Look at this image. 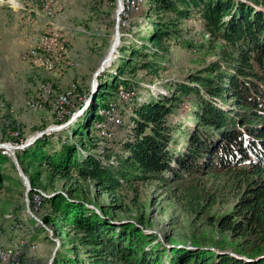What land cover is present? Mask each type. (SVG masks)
<instances>
[{"label":"trees","instance_id":"trees-1","mask_svg":"<svg viewBox=\"0 0 264 264\" xmlns=\"http://www.w3.org/2000/svg\"><path fill=\"white\" fill-rule=\"evenodd\" d=\"M143 15L144 24L139 22ZM192 16L203 21L217 59L185 82L171 83L169 95L136 100L126 121L122 103L128 100L118 93L134 88L127 76L142 69L158 75L171 55L170 41L181 38V26ZM128 20L121 23L119 57L124 64L113 74L112 94L107 97V76H100V89L72 128V141L56 149L45 136L16 152L31 183V209L38 215L49 208L41 219L51 227L53 243L57 245L53 238L60 240L53 264H264V10L238 0H146L126 25ZM185 101L194 106L196 127L180 129L187 151L178 153L174 136L179 129L171 117ZM113 104L122 119L114 117L110 123ZM107 122L111 138L100 133ZM10 140L23 143L20 137ZM43 174L67 183L92 182L95 194L109 202L98 213L88 206L97 204L77 194L79 189L49 195L41 184ZM207 179L223 187H208ZM5 182L26 192L13 159L0 150V192ZM148 183L169 187L170 192L175 186L177 201L192 215H208L220 203L222 189L234 194V206L205 220L218 238L212 233L204 242L194 241L197 250L173 249L167 255L164 245H153L155 236L129 221L120 222L118 215L132 210L129 194ZM39 189L49 197L39 195ZM24 207L26 211L25 200ZM9 216L8 231L17 234L11 227L20 229L23 221ZM27 256L25 252L23 262Z\"/></svg>","mask_w":264,"mask_h":264},{"label":"rangeland","instance_id":"rangeland-1","mask_svg":"<svg viewBox=\"0 0 264 264\" xmlns=\"http://www.w3.org/2000/svg\"><path fill=\"white\" fill-rule=\"evenodd\" d=\"M126 1L123 0V9L127 7ZM238 1L264 10V0ZM145 2L146 0L142 1L138 8L123 15V19L129 18L126 25L131 15L139 12ZM47 3H51L54 7L53 16L46 15ZM117 8L116 0H0V143L15 144L10 140L12 137H20L25 143L40 131L60 125L57 122H63L68 115L64 124L69 121L70 124L43 137L48 136L51 147L56 149H59L67 139L72 141L74 138L71 134L72 128L81 122L85 112L90 109L94 74L105 53L113 48L116 37L114 13ZM142 17L143 20L139 22L144 24L146 16ZM142 29L144 33H148L145 28ZM48 31L50 34H47ZM181 31L180 39L170 41L171 55L158 75H151L147 70L142 69L134 76H127V79L134 83V88L131 92L121 88L118 93L119 97L128 100L127 103H122L126 121L136 100L147 95H153L155 98L169 95L168 87L171 83L185 82L189 75L217 59L218 50L210 49L212 37L205 31L204 23L198 16H192L185 21ZM46 37H55L48 49H44L42 44ZM120 40H118L119 46L117 45L113 54L107 58L109 61L105 63L106 69L100 75L107 76L104 80L109 85L107 97L113 92V74L117 76V68L124 64V60L119 57L122 37ZM127 44L129 45L128 41ZM204 45L208 47H203ZM33 51L36 53L35 56H31ZM12 79L18 81L17 88L20 89V94L18 92L14 96L11 89ZM45 87L51 88V94L44 99L45 103L41 104ZM215 102L219 106L223 105L220 100ZM194 110L193 104L185 101L171 117L172 123L179 129L174 136L176 141L174 147L178 153L187 151L185 136L180 129L189 127L193 130L196 127L192 118ZM101 114L104 116L102 112ZM108 116L110 123L114 117L122 119L115 104L112 105ZM109 126L108 122L102 125L101 136L112 137V133L108 130ZM5 150H7L6 154L10 155L9 150ZM41 184L49 191V195L65 194L68 189H79L77 194H82L85 198L89 196L90 200L97 204V206L95 204L88 206L98 213L99 207L109 202L108 199L99 198L98 194H95L92 182L67 183L65 180H52L47 174H43ZM204 184L216 189L223 187V185L217 186L216 182L208 179ZM4 185V189L0 192V251H7L16 264H34V261L35 264H50L53 253L60 244L59 238H53L57 241V245L54 244L51 240L54 235V233L51 235L53 232L51 227L43 222L48 228L46 229L43 225L31 221L35 219L25 211L26 196L19 185L14 182H5ZM174 187H171L170 192L169 187L159 186L157 183L141 185L138 191L129 194L131 202L129 205H133L132 210L129 213L118 212L122 219L120 222L129 221L143 229L145 234L155 236L153 245L160 243L164 245L167 255L171 254L173 249L197 250L194 241L201 243L206 235L211 236L212 233H216L218 238L219 234L207 226L205 220L210 215L230 212L235 200L231 191L222 189L223 196L220 203L208 215L201 217L200 214L192 215L185 212L186 210L177 201V196L179 199L180 194ZM40 192L44 194L43 196L49 197L41 189L37 190V193ZM35 201L39 207L40 201L36 198ZM47 213L49 208L44 207L39 210L37 217L41 219ZM11 214L23 221L20 229L11 227V230L17 234L8 231L7 217L9 218ZM20 224L18 222V225ZM31 232L33 237L30 236ZM27 239L30 242L26 241ZM33 245L35 249L34 247L31 249ZM212 250L218 252L217 249ZM25 252H28L29 257H25L23 262Z\"/></svg>","mask_w":264,"mask_h":264},{"label":"water","instance_id":"water-1","mask_svg":"<svg viewBox=\"0 0 264 264\" xmlns=\"http://www.w3.org/2000/svg\"><path fill=\"white\" fill-rule=\"evenodd\" d=\"M116 1H117V7L118 8H117V10L114 13V21H115L114 35L117 36L118 39L120 40L121 39L120 17H121L122 11H123V2H122V0H116ZM120 42H121V40L119 41V43ZM114 50L112 51V54H113ZM107 52L105 53L104 57L101 59L100 66H99V68L96 70V72L94 74V77H93V80H92V85H91V89L92 90H91L90 102H92L95 99L96 95H97V91L99 90V85H98L99 76L105 71V69H106L105 63L107 61H109V59L106 58ZM111 58H112V56H111ZM69 122L65 123V124H62V125L51 126V127L47 128L44 131H40L35 137L27 140V142H25V143H21V144L0 143V150H3L2 151L3 154L7 153V150H5V149H7L8 146H10V148H8V149H10L12 151V153L9 156L13 159V161L15 163V166H16V169H17V172L19 174V177L22 179L23 185L25 186V189H26V192H25V196H26V212H27L28 215H30L32 218H34L38 222V224H40V225H43V221H41V219L39 217H37L36 215L33 214V212L31 211V208H30V203H29L30 200L27 199L29 197V193L32 190L31 183H30L29 177L25 174V172L23 171V169L21 167V164H20V161H19V158H18L16 152L19 151V150H24V149L32 146L38 139H40L44 135H47V134H50V133H53V132H56V131H59V130L65 128L68 124H70ZM43 226L46 229H48L45 225H43ZM51 235H53V232H51ZM59 246H60V244L57 245V247H56V249H55V251L53 253V257H52V259L50 261V264H53V261L55 259V255H56V252H57Z\"/></svg>","mask_w":264,"mask_h":264},{"label":"bare ground","instance_id":"bare-ground-1","mask_svg":"<svg viewBox=\"0 0 264 264\" xmlns=\"http://www.w3.org/2000/svg\"><path fill=\"white\" fill-rule=\"evenodd\" d=\"M126 1V0H125ZM144 1V0H127L126 1V8L123 9V11L125 10H134L135 8H138V6L141 4V2ZM45 11H46V15L47 16H53L54 14V7L51 3H47L46 4V7H45ZM50 32V31H49ZM118 37L116 36L115 39H114V44H113V48L111 51H109L107 54H106V58H108L111 54H112V51L114 49H116L117 45H118ZM51 41L53 42V38L52 37H46L45 40L43 41V46H44V49H48L50 48V43ZM36 51V50H35ZM37 55H38V52L36 51ZM36 53L33 51L31 53V56H35ZM99 81V80H98ZM43 98L41 99V104L42 103H45V100L44 99H47V97L51 94V88L49 89V87H45L44 90H43ZM50 97V96H49ZM47 101V100H46ZM8 148H10V146H8ZM7 148V149H8ZM9 152H10V155L12 153V151L10 149H8ZM39 195H44L43 193H38ZM39 195H36L35 198L36 200H39L40 197ZM31 208V206H30ZM32 211V210H31ZM34 214V213H33ZM35 215V214H34ZM30 216V215H29ZM37 216V215H36ZM32 247H34L35 249V245L31 246V249ZM0 264H16L15 261H13L11 259V255L7 252V251H0Z\"/></svg>","mask_w":264,"mask_h":264},{"label":"crops","instance_id":"crops-1","mask_svg":"<svg viewBox=\"0 0 264 264\" xmlns=\"http://www.w3.org/2000/svg\"><path fill=\"white\" fill-rule=\"evenodd\" d=\"M9 22H11V20H9ZM9 27H10V26H9ZM50 29H51V28H50ZM50 29H49V30H50ZM53 31H54V30H53ZM54 32H55V31H54ZM11 83H12V88H11V89H12V92H13L12 95H13V96H14V95H17L18 92H19V94H20V91H19L20 89L17 88V86H18V84H19L18 81L12 79V80H11Z\"/></svg>","mask_w":264,"mask_h":264},{"label":"built area","instance_id":"built-area-1","mask_svg":"<svg viewBox=\"0 0 264 264\" xmlns=\"http://www.w3.org/2000/svg\"><path fill=\"white\" fill-rule=\"evenodd\" d=\"M122 2H123V0H122ZM120 23H123V13L121 14V17H120ZM47 34H50V32L48 31ZM54 38L55 37H53V42H54ZM53 42L51 44H53ZM60 125H62V124H60Z\"/></svg>","mask_w":264,"mask_h":264}]
</instances>
